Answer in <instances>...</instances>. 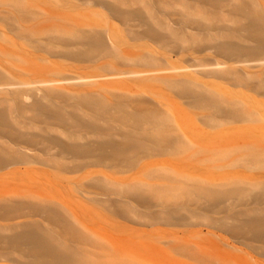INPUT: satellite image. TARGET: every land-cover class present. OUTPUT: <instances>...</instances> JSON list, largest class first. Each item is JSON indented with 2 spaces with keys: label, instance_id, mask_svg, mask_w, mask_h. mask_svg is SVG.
Returning <instances> with one entry per match:
<instances>
[{
  "label": "rangeland",
  "instance_id": "374dc122",
  "mask_svg": "<svg viewBox=\"0 0 264 264\" xmlns=\"http://www.w3.org/2000/svg\"><path fill=\"white\" fill-rule=\"evenodd\" d=\"M141 1L143 4L139 0H0V147L41 155L44 148H53L51 142L72 144L69 138L76 135L87 138L78 144L105 141L107 138L88 135V128L72 124L74 115L82 122L88 119L76 109L83 94L109 103L122 97L128 103H143L162 111L168 108L176 118L175 121L171 118V126L181 127L188 137L213 143L214 149L227 142L264 141V122H232L212 128L203 123L199 110L166 85L151 81L154 88L145 91L138 87L142 77L113 76L117 72L152 70L157 72L146 77L169 75L176 79L189 78L197 81L198 93L205 84L214 85V89H222L228 96L238 97L241 101L245 97L253 117L261 113L264 116V62L254 64L255 59L264 58V53L258 56L246 54L258 44L242 29L252 23L250 17L253 16L249 13L252 10L257 11L264 22V0H224L214 10L205 8L209 15L204 22L208 26L204 22L202 25L207 30H187L184 41L176 40L169 44L136 37L142 28L137 27L134 13L142 11L146 19L147 2H153ZM236 7L243 11L235 16L233 10ZM147 9L149 11L150 8ZM209 23H212L211 27ZM68 33L89 37L97 35L105 49L97 51L89 45L81 46L76 37ZM213 36L210 41L201 40ZM221 44L230 45L233 53L229 56L222 54L217 48ZM178 47L182 50L177 51ZM150 52L158 58L154 67L134 64L138 57L149 56ZM216 63L222 65L214 69L212 65ZM117 80L137 92L114 89L113 86L119 84L115 83ZM43 81L49 83L47 88L41 83ZM119 88L123 86L119 85ZM229 107L225 110H231ZM237 108L244 110V107ZM111 114H114L113 110ZM58 115L62 116L63 122L57 120ZM103 123V120L99 121L100 125ZM113 125L117 128L106 134L108 137L119 135L121 131L117 124ZM113 140L118 141L119 138L114 137ZM219 149L223 150H214V164L209 163V167L205 163H195L190 152L179 156L173 154V159L182 162L176 169L182 175L178 178L186 177L182 180L185 183H194L190 179L217 185L235 182L245 192L236 200L219 205L214 212H208L206 221L196 218L185 220L195 206L204 205L200 203L202 201H198V205L189 201V196L182 190L166 191L159 199L145 195L142 201L135 199L138 202L125 198L134 199L132 196L110 193V196H96L91 192L94 190L91 185L95 183L89 179L101 176L98 169L74 174L38 163L10 165L0 170V204L46 202L48 209L69 216L71 225L80 234L79 245L87 247V255L94 264H264V252L254 248L257 244L243 241L230 229L252 220L254 215L248 218L243 215L250 208L257 209V203L264 208L261 200L253 202L258 191L253 186L260 176L264 178V163L259 165L264 157L258 159L259 163L237 149ZM167 158L172 159L170 156ZM164 169L136 168L126 172L104 169L103 172L110 178V183L140 184L142 181L146 184L163 182L147 177V173L163 175ZM169 171H172L171 176L176 173ZM10 172L28 173L30 176L20 181L12 180L5 176ZM179 193L183 196L178 197ZM97 199L106 202L99 204ZM149 202L164 206L166 211L186 203L188 212L175 214L167 224L149 225L154 213L162 209L159 206H142ZM122 203L128 206L129 211L123 209ZM183 216L185 219L180 218ZM0 227L4 228L0 241L29 228L55 232L43 212L27 207L5 217L0 216Z\"/></svg>",
  "mask_w": 264,
  "mask_h": 264
},
{
  "label": "bare ground",
  "instance_id": "6f19581e",
  "mask_svg": "<svg viewBox=\"0 0 264 264\" xmlns=\"http://www.w3.org/2000/svg\"><path fill=\"white\" fill-rule=\"evenodd\" d=\"M152 1V3L147 2L148 5L145 8V13L147 15L146 19L142 11L134 13V19L138 22L137 27L142 28V31L138 33L136 37L138 39H148L151 42L169 44L173 41L176 42V40L184 41L186 39L187 30L194 29L196 31H202L204 28L207 30V27L202 25L204 21H207L205 17L209 15L205 11V8L214 10L217 8L216 6L219 7L224 0ZM139 2L143 4L141 0H139ZM152 6L156 8H152ZM148 7L150 8L149 11L147 9ZM242 11L243 9L236 7L233 10V14L236 16L237 13ZM249 13L253 16L250 17L253 21L247 25L246 28L242 27V29L256 39L258 45L246 54L258 56L264 53V22L257 11L252 10ZM208 21H211V18ZM193 23L195 27L192 26ZM204 23L207 24L206 22ZM211 24L209 25L210 27L212 26ZM68 34L76 37L75 39L78 40L76 41L79 42L81 46L86 47L89 45L92 49L97 51L105 49H103L101 38L97 35L89 37ZM189 34L191 35L192 33L190 32ZM197 34L199 35V33L196 32V35ZM194 38H192V40ZM212 39H214V36L207 40H201L210 41ZM217 48L222 54L228 56L231 55L234 50L228 44H221L217 46ZM86 49L87 48H85V50ZM180 50H182V48L178 47L177 51ZM157 60L158 58L150 52L149 56L138 57V59L134 61V64L141 67H154ZM254 61V64L257 62L261 64L264 62V58H257ZM221 65L216 63L212 66L214 69H218ZM156 72L157 71L152 70L125 71L114 73L113 76L131 75V77H142L140 78L142 81L138 84V87L145 91L154 88L155 85L150 83L151 81H154L156 84L166 85L185 98L191 107L199 110L200 118L203 123L212 128L232 122H264L263 113L259 114L256 118L253 117L254 115L251 114V110L247 108L249 102L244 99L245 97H242L243 101H241L240 98L228 96L222 89H214V85L211 86L209 84H207L210 86L209 88H207L205 84L203 89L198 93L196 91L197 81L189 78L176 79L169 75L146 77L148 74ZM41 83L46 86L45 88L48 87L49 83L47 84V81ZM115 83H119L113 86L116 90L131 91V93L134 91L121 80H117ZM119 85H122L123 88H119ZM79 99L76 109H78L82 115H86L88 119L82 122L78 117H74V115L72 117V124L78 128H88L90 133L88 135L92 136L93 134L94 137L97 138H107L105 141L94 142L93 144H78L79 141H84L87 138L76 135L69 138L72 144H65L60 141L51 142L53 148H44L41 150V155L19 153L12 148L10 149V147L7 148L3 146L0 147V170H4L10 165H26L29 163H38L51 169L74 174L86 169H98L97 171H99L100 175H103V177L100 178L101 176H99L89 179L93 184L95 183L94 186L91 185V188L94 189L91 192L96 196H110L108 195L110 193L118 196H132L134 198L125 197L128 201H134L135 199L142 201L145 195L153 199H159L164 192L177 191L178 189L189 196V201H195L197 205L198 201H202L200 203L204 205H199V207L195 206L194 211H196V213H193L194 211L188 212V210H185L187 207L186 203L178 205L176 209L172 208L173 210L169 211L164 210V206L156 203L149 202L146 205H142L145 208L157 206L162 208L156 211L154 216L150 218L151 220L148 221L149 225H154L160 223L167 224V222L175 218V214H179L182 211L188 212V217L185 219L183 216L180 217L181 219L187 220L196 218L206 221L208 212H214V209L219 205L236 200L243 192L234 181V183L217 185L213 183L206 184L204 182H196L195 179L187 178L194 183H185L182 180H185L186 177L181 179L178 178L182 175L176 169V166L182 165V162L173 159V154L179 156L182 153L190 152V157H192V159L194 158L195 163H205L208 164V167L209 163L214 164V150H223L219 148L237 149L239 153L241 152L245 157L257 160L264 157V141L260 139H253L247 142H227L218 145L217 148L214 149V144L211 142L201 141L184 135L181 127L180 129L178 126L173 127L170 125L169 122L171 118H174V115L169 113L170 110L168 108L167 111H162L160 108H150V106L148 107L143 103H128L122 97H117L116 101L113 103L104 102L98 98L88 97L84 94L81 95ZM229 106L231 110H225V107ZM237 106L240 107V109L244 107V110L236 109ZM112 110L114 114H111ZM57 120L63 122L62 116L58 115ZM101 120L104 122L103 125L99 124ZM175 120L176 118L173 119V121ZM113 124H117L121 131L119 135H113L112 137H110V135L108 137L106 134H109L110 131L116 130L117 128ZM114 137L115 139L118 137L119 140L114 141ZM201 154L202 156H198ZM169 156L172 159L167 158ZM156 157L162 158L156 159ZM263 160H261L262 162L258 160L259 163L261 162L259 165L264 163ZM253 161L254 160H252V162ZM258 162H255L254 165L256 163L258 165ZM70 164H72V166L69 167ZM246 164H248V162ZM249 164L251 165V163ZM136 168L147 170L165 168V174L163 175L156 173L149 175L150 172H148L147 175L145 173L147 177L150 176L151 178L163 182H147L146 184H142L141 181L140 184H131L129 182L114 181V183H110V178L108 179V177H105L107 175L103 172L104 169H112L111 171L115 169V172L123 170L126 172ZM170 169L176 172L174 176H171L170 173L172 171L170 172ZM192 172H194V170ZM167 174L170 177L166 176ZM5 176L12 180L18 179L20 181L24 177L26 178L30 175H28V173L10 172L7 174L5 173ZM253 189H258L254 194L255 197H252L253 202L255 203L261 200L262 203H264L263 176L257 179ZM259 191L260 193H258ZM85 192L90 193L88 190H85ZM85 192L82 191V193L86 194ZM243 193L245 194V192ZM175 195H180L178 197L183 196H181V193ZM175 195L173 198L176 199L177 197H175ZM97 202L103 204L106 201L97 199ZM122 204L125 206L123 209L127 211L128 206L125 203ZM261 205L262 204L257 203V209L256 207L250 208V211H246V214L243 215H247V218L249 215V217H252L251 215L256 217L253 216L252 220L245 221L244 223L241 222V226L230 229L238 235L237 237L244 239L243 241H247L250 244L256 243L257 245L254 246V248L264 252V208H261ZM25 207L43 212L46 216V221L55 229V232H41L37 228H29L15 237L6 238L4 241L1 240L0 264H5L6 262L17 264H94L87 255V247L85 245H79L80 234L71 225L68 219L69 216L67 217L66 215L64 216L63 213L61 214L58 211L48 209L46 207V202L32 204L14 202L10 204H0V216L5 217ZM45 208L47 209L46 212L43 211ZM3 230L4 228L0 227V233L3 232ZM81 240L85 241V239Z\"/></svg>",
  "mask_w": 264,
  "mask_h": 264
}]
</instances>
